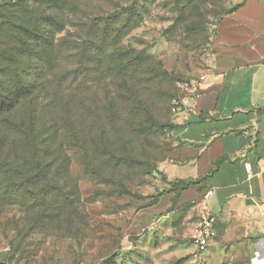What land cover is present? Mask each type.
<instances>
[{
	"label": "rangeland",
	"instance_id": "1",
	"mask_svg": "<svg viewBox=\"0 0 264 264\" xmlns=\"http://www.w3.org/2000/svg\"><path fill=\"white\" fill-rule=\"evenodd\" d=\"M241 1L0 0V103L9 101L0 104V248L10 264L198 262L190 238L160 222L164 213L155 214L153 232L145 223L131 228L168 188L161 165L173 108L193 94L216 26ZM30 41H54L44 69L29 65ZM58 59L68 75L62 85L77 89L76 98L90 94L92 112L77 109L75 133L65 129L43 146L40 161L54 164L59 184L32 199L23 190L24 132L8 135V127L36 125L38 107L53 97ZM20 81L13 98L10 84ZM45 115L55 125L51 106ZM174 215L175 224L181 210Z\"/></svg>",
	"mask_w": 264,
	"mask_h": 264
},
{
	"label": "crops",
	"instance_id": "2",
	"mask_svg": "<svg viewBox=\"0 0 264 264\" xmlns=\"http://www.w3.org/2000/svg\"><path fill=\"white\" fill-rule=\"evenodd\" d=\"M214 41L198 92L185 96L175 111L161 165L168 181L191 184L175 203V192L167 190L145 209L144 222L136 217L131 232L144 223L153 232L161 212L169 232L180 231L191 241L209 209L215 237L196 264H253L264 240V0H242L218 23ZM209 189L213 194L206 197ZM0 264H10L2 248Z\"/></svg>",
	"mask_w": 264,
	"mask_h": 264
},
{
	"label": "trees",
	"instance_id": "3",
	"mask_svg": "<svg viewBox=\"0 0 264 264\" xmlns=\"http://www.w3.org/2000/svg\"><path fill=\"white\" fill-rule=\"evenodd\" d=\"M4 4H6V2H4L3 4L0 3V7H3ZM239 5L240 3L233 10H235ZM233 10H231L230 12H232ZM29 21L34 23L33 20ZM48 23L50 24V21ZM31 34H35V36L37 35V33H35L34 31H32ZM33 39H35V37ZM28 45L30 53L32 54H30L29 65L32 62L33 65H37L39 69H44L46 61L52 60V57L49 58V55L54 50V41H48V43H46V41H30L28 42ZM98 61L100 63V60ZM14 64H17L16 60H14ZM55 67L57 69V73L54 74L56 76H54V79L52 81V86L54 88V93H52L53 97H49L48 99H46V105L38 107V122L36 123V125L33 126L32 124H28L26 129H23L21 126L17 125V129H13L14 126L8 124L10 125L8 127V135H12L13 131L20 133L22 131L24 132L23 138L20 136L17 137L20 141L21 152L26 159L25 164L30 170L24 172L23 190L27 195H30L32 199L43 198V196H45V193H50L51 189H55L56 185L59 184V181H57L55 177L51 176V171L54 164L52 162L40 161V156L44 149L43 146L58 139L60 137V133L65 129L75 133L74 127H71V122L73 120V117L78 114L77 109L79 111L82 110L83 112L81 113H83V115L86 117L89 113L92 112L91 108L86 110V100H91L88 97L90 94H86V97L85 95L80 94V96L76 98V93L78 91L77 89H72L71 84L68 86L62 85V82L68 77V75L63 73V68L60 61L59 64L56 63ZM17 75L19 76V74ZM44 79L45 76L40 77V84H43L42 81ZM19 86H23L22 81H20L18 84H10L9 89L13 92V98H20L19 93L22 92V88L19 89ZM96 98L100 99V95L96 94ZM5 100L0 103L1 106L7 104L8 100ZM40 104L41 102L38 105ZM48 106L52 107V114L55 120V125L53 126L46 125L48 119L45 115V111H47ZM98 109L100 110V108ZM6 111L8 110L6 109ZM62 148L63 147H61V149ZM30 157L31 161L29 162L27 158L29 159ZM33 160H35L36 166H34ZM165 178L168 188L158 198H156V200H158L155 202V204L160 200V197L167 192V190L175 192L176 195L173 199L175 203L180 192L183 189H186L191 184V181H168L166 176ZM103 264L105 263L103 262Z\"/></svg>",
	"mask_w": 264,
	"mask_h": 264
},
{
	"label": "built area",
	"instance_id": "4",
	"mask_svg": "<svg viewBox=\"0 0 264 264\" xmlns=\"http://www.w3.org/2000/svg\"><path fill=\"white\" fill-rule=\"evenodd\" d=\"M200 81L194 86L193 91L195 93L198 92ZM179 104L180 102L175 105V107L173 108L174 111L177 110ZM245 166L248 170L251 169L250 162H246ZM212 194L213 189H209L206 193V197H210ZM215 223L216 218L211 210L207 209L201 214L191 236V241L194 245L193 256L195 259H199L202 253L205 252L211 246V243L215 237ZM258 247L259 248L256 252V256L253 259V264H264V240L258 242Z\"/></svg>",
	"mask_w": 264,
	"mask_h": 264
}]
</instances>
